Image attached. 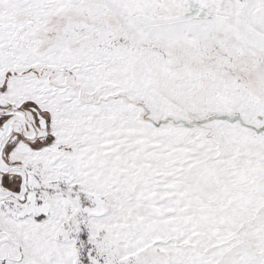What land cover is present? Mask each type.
I'll return each mask as SVG.
<instances>
[{
    "label": "snow or ice",
    "instance_id": "snow-or-ice-1",
    "mask_svg": "<svg viewBox=\"0 0 264 264\" xmlns=\"http://www.w3.org/2000/svg\"><path fill=\"white\" fill-rule=\"evenodd\" d=\"M0 264H264V0H0Z\"/></svg>",
    "mask_w": 264,
    "mask_h": 264
}]
</instances>
